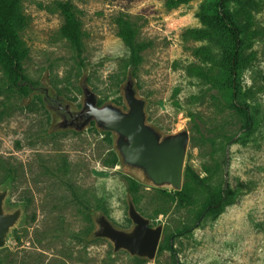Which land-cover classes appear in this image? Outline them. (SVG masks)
I'll list each match as a JSON object with an SVG mask.
<instances>
[{"label":"rangeland","instance_id":"374dc122","mask_svg":"<svg viewBox=\"0 0 264 264\" xmlns=\"http://www.w3.org/2000/svg\"><path fill=\"white\" fill-rule=\"evenodd\" d=\"M52 1L22 0L28 17L21 32L24 81L33 87L46 83L79 110L85 76L98 100L127 110L122 84L131 70L136 96L145 100L146 123L162 135L186 130L183 168L204 177L205 165L208 183L227 186L228 203L217 215L200 216L204 189L195 206L156 194L153 188H181L155 186L123 165L113 135L109 142L93 122L79 131L52 130L55 118L41 94L10 88L0 70L1 209L18 213L0 246V264H172L171 250H158L168 243L182 264H264V36L253 47L260 87L251 84V70L240 80L243 90L256 91L244 97L254 118L249 131L232 108L225 68H214L209 80L184 70L198 63L193 48L207 42L185 39L182 32L199 25L201 4L210 13L217 0H190L172 9L165 0H70L82 23L81 52L59 36L62 18ZM240 1L228 0L227 9L232 13ZM118 15L136 21L137 39L149 42L137 67L117 36ZM256 17L264 29V9ZM216 39L215 51L228 52L229 37ZM126 177L142 185L139 204L132 202ZM130 203L148 227L160 228L152 258L115 246L108 234L107 225L132 234Z\"/></svg>","mask_w":264,"mask_h":264},{"label":"trees","instance_id":"16d2710c","mask_svg":"<svg viewBox=\"0 0 264 264\" xmlns=\"http://www.w3.org/2000/svg\"><path fill=\"white\" fill-rule=\"evenodd\" d=\"M189 1L165 0L164 4L168 9H172ZM227 3L228 0H217L210 13L206 12L201 4L196 12L199 25L184 28L183 38L207 42L206 45L193 48L192 54L198 63L187 64L184 70L191 76L209 80L214 68H225L229 73L227 84L232 93V108L241 118L243 129L251 131L254 118L244 97H250L256 92L254 86L260 87L259 73L257 69H254L257 52L253 47L256 41L264 36V29L256 17L264 9V0H242L232 13L227 9ZM52 5L62 18L59 36L66 39L74 50L81 52L84 46V33L74 4L70 0H53ZM115 24L117 36L128 51L129 64L137 67L142 61V52L149 46V42L137 39V23L130 16L118 15L115 18ZM27 25L28 17L23 11L22 0H0V70L10 88L26 94L31 91V88L29 84L25 83L23 76V61L27 57V48L21 38V32ZM216 36L229 37L231 47L228 52H224L222 49L215 51ZM249 70L253 74L251 77L253 87L243 90L240 82L242 73ZM38 100L41 104L39 97ZM101 103L102 100L99 99L98 104ZM103 134L111 142L110 132H103ZM117 162L116 155L112 153L111 164ZM203 170L206 176L201 177L191 166L185 165L180 190L171 191L173 192L171 193L163 189H153L158 195L168 193L167 195L172 201L176 200L180 205L193 206L196 204L195 199L198 194L204 189L208 196L202 202L200 216L212 211L214 215H217L228 203L226 202L228 188L208 183L210 171L205 165ZM126 180L127 191L131 195L133 204H139V191L142 185L130 177H126ZM163 249L171 250L172 264H182L176 258L175 250L169 243L158 246V250Z\"/></svg>","mask_w":264,"mask_h":264},{"label":"water","instance_id":"95a60500","mask_svg":"<svg viewBox=\"0 0 264 264\" xmlns=\"http://www.w3.org/2000/svg\"><path fill=\"white\" fill-rule=\"evenodd\" d=\"M32 93H40L44 104L54 115L52 130H82L91 122L100 130L113 135L114 149L121 163L138 169L145 179L155 186L167 185L181 188L183 159L188 134L181 130L175 134L162 135L152 125L146 123L144 112L145 100L136 96V85L131 70L122 84V92L127 110L111 102L98 104L97 96L90 90L84 76L81 81L83 104L79 110H73L68 101L49 86L41 82L38 87L30 83ZM0 194V246L4 235L15 222L18 213L4 215L1 209ZM129 213L136 224L132 234L113 230L109 225V236L115 246L125 247L130 252L152 258L156 252L160 228H150L129 204ZM103 219V218H102Z\"/></svg>","mask_w":264,"mask_h":264}]
</instances>
